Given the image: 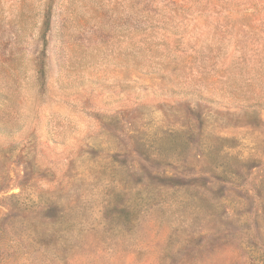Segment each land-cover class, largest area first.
<instances>
[{
    "label": "rangeland",
    "instance_id": "rangeland-1",
    "mask_svg": "<svg viewBox=\"0 0 264 264\" xmlns=\"http://www.w3.org/2000/svg\"><path fill=\"white\" fill-rule=\"evenodd\" d=\"M0 264H264V0H0Z\"/></svg>",
    "mask_w": 264,
    "mask_h": 264
}]
</instances>
